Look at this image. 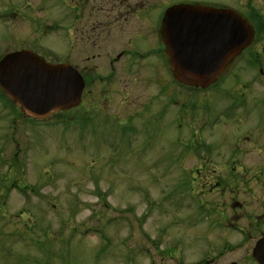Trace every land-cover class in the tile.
<instances>
[{"label":"rangeland","instance_id":"1","mask_svg":"<svg viewBox=\"0 0 264 264\" xmlns=\"http://www.w3.org/2000/svg\"><path fill=\"white\" fill-rule=\"evenodd\" d=\"M61 1L0 0V58L30 49L50 65L97 66L106 75L107 53L151 45L162 53L155 30L167 7L179 3L235 10L256 29L248 50L204 89L172 81L155 53L125 73L118 65V76L106 84L82 71L88 84L81 102L50 120H23L0 91V264H152V238L164 246L184 231L180 217L187 189L201 181V159L224 169L230 143L242 135L264 148V0H115L123 28L113 25L96 42L78 31L76 43L67 27L68 0ZM91 2L92 10L111 7ZM139 2L145 10L151 3L147 20L124 11ZM105 13L94 12L100 18L93 21ZM239 97L254 106L245 110L246 121L226 114ZM220 112L222 123L202 128ZM118 121L133 127L122 130ZM204 138L211 155L200 149ZM239 157L252 171L264 165L260 150Z\"/></svg>","mask_w":264,"mask_h":264},{"label":"flooded vegetation","instance_id":"2","mask_svg":"<svg viewBox=\"0 0 264 264\" xmlns=\"http://www.w3.org/2000/svg\"><path fill=\"white\" fill-rule=\"evenodd\" d=\"M66 1H61V3L64 4ZM102 1L106 3L109 1L111 7L104 8V4H101L100 7L92 10L94 7L91 0H68L69 8L67 11L70 13V23L67 27H70V34L75 38V43L80 39L78 38V31L80 37L82 36L81 33H84L86 40L93 41L92 38L94 37L96 42L100 32L109 33L113 25L117 28H123L124 25L120 20L122 14L119 9L115 10V7L119 8L115 0ZM150 5L149 7L146 6L148 9L145 10L142 3L139 2L132 7L127 6L124 11L128 15L139 16L138 19L147 20L152 14ZM104 11H106L105 17L93 21L100 18L93 19L94 12ZM163 19L164 16L160 27L157 31L155 30L159 36L157 45L158 48L162 49V53H157L156 49H152V45L144 52L133 49V47H123L114 54H106L109 67L108 74L101 75L97 66L89 65L82 71H87L97 81L106 84L118 76V65L121 67V72L125 73L130 68L135 67L134 64L136 65L138 62L145 64L152 58V54L157 53L168 66L169 78L177 82L172 74L169 56L162 39ZM82 71L78 70L84 78V88L86 89L88 75ZM224 73L225 70L221 76ZM259 73L263 75L262 70ZM217 81L216 83H218ZM160 90L167 94L166 90ZM243 100L242 97H239L237 101L242 102ZM196 105L194 101L191 107ZM249 106L252 105L238 103L232 112L226 114H231L232 118L238 116L246 121L250 113L248 114L245 110ZM221 116L222 112L210 124L205 119L206 122L202 124V128L205 129L211 125L216 126L217 123H222ZM243 121L239 120L234 124H238V128H241ZM118 122L122 126V130L125 128L129 130L133 127L131 123ZM255 139L250 134L235 137L230 143L231 159H226L224 169L219 167V164L210 161L209 157L205 160L201 159V165L196 169L201 175V181L196 188L187 189V191L190 190L186 193V200L184 201L187 208L183 212L184 215L180 217L184 231L181 236L167 237L164 246L163 240L157 242L155 238H152V264H264V165L260 166L259 164V167L252 171L246 167L243 158L239 157L240 154L251 149L263 151L264 155V148H261ZM200 149L207 155H211L214 148L204 138L200 141ZM203 161L209 163V167L205 168ZM213 164L216 167H213ZM248 174L251 175L250 178L247 177ZM204 176L207 178L204 179ZM241 199H247V201ZM129 263L133 264V261Z\"/></svg>","mask_w":264,"mask_h":264},{"label":"water","instance_id":"3","mask_svg":"<svg viewBox=\"0 0 264 264\" xmlns=\"http://www.w3.org/2000/svg\"><path fill=\"white\" fill-rule=\"evenodd\" d=\"M161 31L175 80L201 89L216 82L255 38L253 25L235 10L203 4L168 7ZM84 87V78L73 66L49 65L30 50L0 59V88L29 116L45 118L78 105Z\"/></svg>","mask_w":264,"mask_h":264},{"label":"trees","instance_id":"4","mask_svg":"<svg viewBox=\"0 0 264 264\" xmlns=\"http://www.w3.org/2000/svg\"><path fill=\"white\" fill-rule=\"evenodd\" d=\"M256 30V29H255ZM257 36V34H255V37ZM8 98V97H7ZM9 99V98H8ZM126 129V128H125ZM23 190H25L26 188L25 187H22Z\"/></svg>","mask_w":264,"mask_h":264}]
</instances>
